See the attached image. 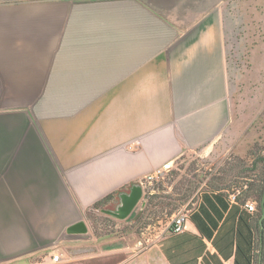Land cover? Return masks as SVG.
Returning a JSON list of instances; mask_svg holds the SVG:
<instances>
[{"label":"crops","instance_id":"obj_1","mask_svg":"<svg viewBox=\"0 0 264 264\" xmlns=\"http://www.w3.org/2000/svg\"><path fill=\"white\" fill-rule=\"evenodd\" d=\"M236 7L0 0V264H264L257 201L222 184L181 233L68 232L166 162L234 139Z\"/></svg>","mask_w":264,"mask_h":264},{"label":"rangeland","instance_id":"obj_2","mask_svg":"<svg viewBox=\"0 0 264 264\" xmlns=\"http://www.w3.org/2000/svg\"><path fill=\"white\" fill-rule=\"evenodd\" d=\"M233 3L238 14L244 10L248 20L246 25L239 19L236 42L230 45L238 58L231 77L234 139L217 146L209 155H184L177 163L178 170L154 186L155 193L146 197L144 209L138 207L116 229L100 231V225L112 223L113 217L94 208L88 211L87 226L92 234L119 233L137 240L144 234L157 235L175 215L190 210L206 189L222 184L243 193L260 174V165L256 167L254 160L264 156V0ZM251 198L258 201L257 196Z\"/></svg>","mask_w":264,"mask_h":264},{"label":"built area","instance_id":"obj_3","mask_svg":"<svg viewBox=\"0 0 264 264\" xmlns=\"http://www.w3.org/2000/svg\"><path fill=\"white\" fill-rule=\"evenodd\" d=\"M228 61L229 63L234 67H238V58H236V53L234 50H230L228 55ZM175 169V163L174 161H168L162 166L155 169L153 172L145 175L144 177H141L138 181V184L142 187L143 190V199H146V197L153 196L155 193L154 186L158 184L160 181L167 178ZM258 203L257 202H249L245 204V208L250 213H256L258 211L257 209ZM189 211L181 212L175 215L169 224L166 227V230L174 232V233H181L185 230V220L187 218ZM113 222L109 221L108 223H103L100 225V231L103 230H109V229H116L118 228V223L123 222V220H118L116 218H113ZM116 221V222H115ZM153 235L152 240L156 239ZM151 240V241H152ZM52 261L54 263H59L62 261V255L61 254H54L52 257Z\"/></svg>","mask_w":264,"mask_h":264},{"label":"water","instance_id":"obj_4","mask_svg":"<svg viewBox=\"0 0 264 264\" xmlns=\"http://www.w3.org/2000/svg\"><path fill=\"white\" fill-rule=\"evenodd\" d=\"M119 197L120 204L116 208L104 209L103 213L118 220H126L138 207L143 210L147 204L146 199H143V190L138 182H136L128 191L121 193ZM262 206L263 213L260 222L264 228V194L262 197ZM68 232L70 234H76L79 239H86L89 235V228L85 222H80L71 227Z\"/></svg>","mask_w":264,"mask_h":264},{"label":"trees","instance_id":"obj_5","mask_svg":"<svg viewBox=\"0 0 264 264\" xmlns=\"http://www.w3.org/2000/svg\"><path fill=\"white\" fill-rule=\"evenodd\" d=\"M254 163L257 167V165H260L259 169H260V174L257 175L255 178L253 179L252 183H249L247 185V189H246V195L249 198L250 196L254 195L258 197V211L259 214L262 215L263 213V206H262V197L264 194V156H260L258 157L256 160H254ZM135 183L129 185L128 187L121 189L120 191H117L116 193H114L113 195H110L108 197H106L105 199H103L102 201L96 203L94 205V209H97L99 211H103L104 209H108V205L109 203L116 201L117 203H119L120 198L119 195L123 192L128 191ZM144 213V211H143Z\"/></svg>","mask_w":264,"mask_h":264},{"label":"flooded vegetation","instance_id":"obj_6","mask_svg":"<svg viewBox=\"0 0 264 264\" xmlns=\"http://www.w3.org/2000/svg\"><path fill=\"white\" fill-rule=\"evenodd\" d=\"M119 204H120V201H119V203H117L116 201H113V202L109 203L108 208H111V207H115L116 208Z\"/></svg>","mask_w":264,"mask_h":264}]
</instances>
